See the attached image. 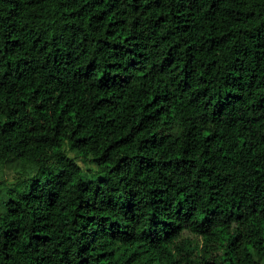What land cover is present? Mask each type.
I'll list each match as a JSON object with an SVG mask.
<instances>
[{
    "label": "trees",
    "instance_id": "obj_1",
    "mask_svg": "<svg viewBox=\"0 0 264 264\" xmlns=\"http://www.w3.org/2000/svg\"><path fill=\"white\" fill-rule=\"evenodd\" d=\"M0 264H264V0H0Z\"/></svg>",
    "mask_w": 264,
    "mask_h": 264
},
{
    "label": "rangeland",
    "instance_id": "obj_2",
    "mask_svg": "<svg viewBox=\"0 0 264 264\" xmlns=\"http://www.w3.org/2000/svg\"><path fill=\"white\" fill-rule=\"evenodd\" d=\"M6 173L8 175L12 174L14 171L12 169H9L8 167H4L3 172L2 173Z\"/></svg>",
    "mask_w": 264,
    "mask_h": 264
}]
</instances>
